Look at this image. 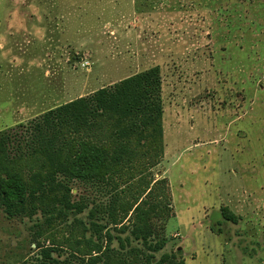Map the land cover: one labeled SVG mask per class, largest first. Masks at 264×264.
I'll use <instances>...</instances> for the list:
<instances>
[{
    "label": "rangeland",
    "instance_id": "obj_1",
    "mask_svg": "<svg viewBox=\"0 0 264 264\" xmlns=\"http://www.w3.org/2000/svg\"><path fill=\"white\" fill-rule=\"evenodd\" d=\"M197 1L0 0V130L159 66L164 151L153 172L173 211L163 252L185 264H264V61L219 51ZM72 194L104 199L79 184ZM31 227L0 211V264L38 252Z\"/></svg>",
    "mask_w": 264,
    "mask_h": 264
},
{
    "label": "trees",
    "instance_id": "obj_2",
    "mask_svg": "<svg viewBox=\"0 0 264 264\" xmlns=\"http://www.w3.org/2000/svg\"><path fill=\"white\" fill-rule=\"evenodd\" d=\"M198 7L212 19L214 45L226 44L219 51L233 46L264 61V0ZM49 14L43 28L51 33ZM53 17L62 23L65 14ZM247 59L240 67L249 81ZM161 90L156 65L0 130V211L32 222L38 249L10 264H185L163 252L173 211L167 180L153 172L164 151ZM74 184L103 201H74Z\"/></svg>",
    "mask_w": 264,
    "mask_h": 264
},
{
    "label": "crops",
    "instance_id": "obj_3",
    "mask_svg": "<svg viewBox=\"0 0 264 264\" xmlns=\"http://www.w3.org/2000/svg\"><path fill=\"white\" fill-rule=\"evenodd\" d=\"M159 165H160V164H159ZM159 165H158V166H159ZM158 166H157V167H158ZM156 177H158V176L156 175ZM158 178H159V177H158Z\"/></svg>",
    "mask_w": 264,
    "mask_h": 264
}]
</instances>
